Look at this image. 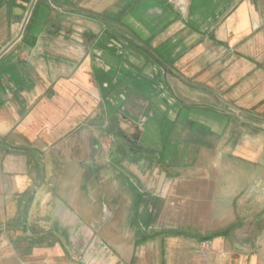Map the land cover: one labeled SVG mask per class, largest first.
<instances>
[{"label": "crops", "instance_id": "1", "mask_svg": "<svg viewBox=\"0 0 264 264\" xmlns=\"http://www.w3.org/2000/svg\"><path fill=\"white\" fill-rule=\"evenodd\" d=\"M0 264H264V0H0Z\"/></svg>", "mask_w": 264, "mask_h": 264}, {"label": "rangeland", "instance_id": "2", "mask_svg": "<svg viewBox=\"0 0 264 264\" xmlns=\"http://www.w3.org/2000/svg\"><path fill=\"white\" fill-rule=\"evenodd\" d=\"M139 227H140V229H141V231L142 232H144L146 235L148 234V236H150V239H148L147 240V242H149V243H151V242H155V240H154V235H153V233H154V231H153V225H152V223H150V224H148V222L147 223H139ZM144 229V230H143ZM82 254L83 255H86L85 254V252H82ZM87 255H88V253H87ZM75 257V256H74ZM87 256H83V257H79L80 259H82V258H86ZM76 259H78V257H75Z\"/></svg>", "mask_w": 264, "mask_h": 264}, {"label": "water", "instance_id": "3", "mask_svg": "<svg viewBox=\"0 0 264 264\" xmlns=\"http://www.w3.org/2000/svg\"><path fill=\"white\" fill-rule=\"evenodd\" d=\"M90 166H91L92 171L95 172V171H94V170H95V168H94V164H93V163H90Z\"/></svg>", "mask_w": 264, "mask_h": 264}, {"label": "built area", "instance_id": "4", "mask_svg": "<svg viewBox=\"0 0 264 264\" xmlns=\"http://www.w3.org/2000/svg\"><path fill=\"white\" fill-rule=\"evenodd\" d=\"M207 245V243H202V248H204Z\"/></svg>", "mask_w": 264, "mask_h": 264}]
</instances>
